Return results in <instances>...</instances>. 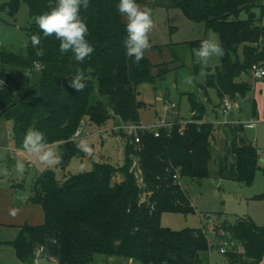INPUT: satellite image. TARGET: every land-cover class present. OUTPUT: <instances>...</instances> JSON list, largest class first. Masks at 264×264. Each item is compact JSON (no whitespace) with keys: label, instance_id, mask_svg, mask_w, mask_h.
I'll list each match as a JSON object with an SVG mask.
<instances>
[{"label":"trees","instance_id":"16d2710c","mask_svg":"<svg viewBox=\"0 0 264 264\" xmlns=\"http://www.w3.org/2000/svg\"><path fill=\"white\" fill-rule=\"evenodd\" d=\"M22 2L33 16L30 38L40 35L44 55L36 56L31 39L25 54L0 47V119L13 121V139L18 148H22L30 128L42 131L50 145L59 143L61 165L65 167L74 156L84 154L76 147V131L85 120L99 126L113 120L114 128L123 122L142 121L144 102L138 87L164 74L168 62L154 64L147 51L138 64L125 55L127 21L117 10L119 0H89V7L81 8L89 29L86 39L94 47L83 63L76 62L71 52L61 54L60 41L55 36L44 37L36 25L35 17L50 11V0H7L0 8L14 14ZM157 4L180 8L190 19L218 32L225 55L221 65L207 73L205 82L198 83L200 88L206 93L209 87L215 88L221 101L226 97L235 101L251 90L249 82L236 78L250 71L255 62L264 66V0H152V5ZM243 11L246 18L240 16ZM6 64L28 69L40 66L41 79L29 85L24 96L16 98L15 91L22 82L6 70ZM154 67H159L158 74L153 72ZM77 68L84 71L87 84L80 92L69 85ZM199 69L195 61V80ZM96 86L106 100L94 99ZM32 93L38 95L27 99ZM189 95L192 118L184 127L174 120L170 127L161 128L159 136L142 133L140 142L120 129L126 136L122 164L99 161L92 169L72 174L63 182L52 168L39 172L28 200L42 206L44 220L18 225L16 237L5 241L13 246L17 258L34 263L36 250L44 246L43 256L55 258L58 264H92L96 253L133 257L142 264H209L215 244L204 231L207 225L177 230L161 224L166 210H195L182 186L183 178L211 175V139L216 126L203 120L205 105L194 92ZM232 144L238 179L251 185L259 168V150L253 143L240 145L235 136ZM176 171L179 180L173 175ZM117 174L123 179L115 182ZM211 228L217 235L225 230L231 241L243 246V250L233 248L224 253L229 263L259 264L264 258V223L239 215L234 221L223 219Z\"/></svg>","mask_w":264,"mask_h":264},{"label":"rangeland","instance_id":"374dc122","mask_svg":"<svg viewBox=\"0 0 264 264\" xmlns=\"http://www.w3.org/2000/svg\"><path fill=\"white\" fill-rule=\"evenodd\" d=\"M6 1L0 0V4ZM138 4L142 8L151 9L154 21V28L149 33L151 47L147 51L148 56L154 64L168 62V70L164 74L157 75L153 82H142L138 87L139 98L144 102V106L141 108L144 122L179 120L181 123H186L190 121L192 110L189 94L194 92L196 98L205 105V121L216 122L215 126L219 132L217 141L213 143L214 158L210 163V177L201 182L192 180V184L187 188L195 210L186 212L166 210L162 213L161 224L177 230L186 227L200 228L207 225L206 235L215 244L210 253L209 264H241L228 262L225 254L219 249V237L211 227L221 223L220 220H217L216 214L223 213L226 219L234 221L236 216L248 214L250 210L257 212L259 206L264 203V201L259 203L261 200L250 199V196H253L250 195V191H253L254 194L258 185H264V177L260 176L261 182L255 180L252 186H248L236 178L237 176L230 175L231 163L235 159L232 149L234 140L232 128L235 127V124V128L239 127L237 124L241 125L237 131L238 143H240V139L255 142L256 134L259 131L264 134V77L256 78L251 71L237 77L238 81L249 82L252 88L245 96H240L235 101L232 100L234 108L224 112L223 101L220 100L215 88L209 87L206 93L198 86V83L205 82L210 70L213 71L216 66L221 65V57L213 56L206 63L199 62L200 69L197 79L192 80L191 83L188 82L193 77L195 61H198L195 55L196 50L205 39L220 41L218 32L213 28L206 27L204 22L190 19L180 8L160 4L152 5V0H143ZM256 11L259 13L257 8ZM240 16L246 18L247 14L243 11ZM32 21L33 16L25 2L21 3L18 12L14 14L7 8H0V47L25 54L30 40L29 26ZM194 41H200V44H192ZM239 54L242 58L241 47ZM5 68L14 78L22 82V87L15 91L16 98L24 96L26 88L38 83L41 79L40 66L28 69L15 64H6ZM153 72L158 74L159 67H154ZM37 95L38 93L29 94L27 99L31 100ZM97 98L106 100L105 96L99 94L96 86L94 99ZM172 103L175 106H172ZM236 106H240L241 110L236 111ZM253 119H258L260 122L256 126H251L250 122ZM217 121L222 125H219ZM113 125V120H110L105 126L85 120L77 138L79 140L86 139L89 142L93 148V155L90 157L85 154L76 155L65 167H62L61 164L47 167L40 164L34 156L16 146L12 133L13 121L1 118L0 143L5 145L11 143L12 147L9 149L0 148V182L3 184L5 182L15 183L18 194L24 195L30 193L37 174L47 168L54 169L58 180L63 182L72 174L92 169L99 161L122 164L125 160L126 136ZM51 146L58 154H61L59 143H53ZM134 157L137 163L138 157ZM17 160H21L25 164V171L22 174L15 169ZM137 164L139 165V162ZM5 169H7L6 174ZM219 170H223L224 176L219 175L221 172ZM137 172L141 174L139 168ZM121 180L120 174L114 176L115 182ZM187 181H189L187 178H183L184 185L187 184ZM41 213L42 210L39 215L43 217V213ZM263 223L264 220L261 224ZM17 232L15 225H0V264H23L17 258L13 246L5 243L6 240L13 239ZM228 247L230 250L235 248L233 244ZM240 247L242 248L241 243ZM39 264H57V262L55 259L46 258L41 259ZM92 264H142V261L133 257L107 256L96 253ZM262 264H264V260Z\"/></svg>","mask_w":264,"mask_h":264},{"label":"clouds","instance_id":"9594fccd","mask_svg":"<svg viewBox=\"0 0 264 264\" xmlns=\"http://www.w3.org/2000/svg\"><path fill=\"white\" fill-rule=\"evenodd\" d=\"M48 7L50 11L35 17V23L43 36H55L60 41L61 54L71 52L78 63H83L87 58H90L94 47L86 39L89 29L86 17L81 16V8L86 10L89 7V0H55L54 5L50 0ZM117 10L126 17L127 21V37L123 41L125 55L134 58L138 64L151 47L149 33L154 28L152 11L147 7L142 8L137 0H119ZM30 39L32 48L36 49V56H43L40 35H32ZM195 55L198 62L206 63L213 56L223 57L225 50L218 39H205L201 42ZM194 79L195 77H191L188 82L191 83ZM69 85L76 92L83 91L87 86L84 71L77 68ZM76 147L86 156L93 155V148L86 139L78 140ZM22 150L34 156L40 164L47 167H53L63 162L62 156L47 142L45 134L36 128L27 130L22 141ZM15 169L22 174L25 171L24 162L17 160ZM4 171L6 174L7 169ZM11 214L15 215V210Z\"/></svg>","mask_w":264,"mask_h":264},{"label":"crops","instance_id":"0c3cea01","mask_svg":"<svg viewBox=\"0 0 264 264\" xmlns=\"http://www.w3.org/2000/svg\"><path fill=\"white\" fill-rule=\"evenodd\" d=\"M240 110H241V107L240 106H236V111H240ZM203 120H205V119L203 118ZM142 121H144L143 118H142ZM252 121H255V124H252ZM217 122L219 123V125L221 124V122H219V121H217ZM258 122H260L258 119H253V120H251L250 125L251 126H256L258 124ZM214 123H216V122H214ZM237 125H239V127L237 128V131H238V129L241 127V125L240 124H237ZM235 127H236V124H235ZM235 127L232 128V134L237 139V133L238 132L237 131L233 132ZM218 133L219 132H218L217 127H216L215 134H214L213 138L211 139L212 152H214L213 151V143H215V141H217L216 139H217V134ZM254 141L255 142H252V141H249V140L246 141L245 139H240V143L239 144L240 145H244V144H248V143H253V144H255V146H257V148L259 150V168L256 171V175H255L254 181L255 180H260V182H261V177L260 176L264 177V175H263L264 174V149H262V148H264V134H261L260 131H259L256 134V138H255ZM10 147H12L11 143H8L6 145L0 143V148L9 149ZM19 149H22V148H19ZM234 155H235V157H234L235 159L231 163L230 175H233L235 177L237 176L236 178H238L237 157H236L235 153H234ZM213 158H214V153H213ZM219 171H221L219 173V175L224 176L222 174L223 170H219ZM209 177H207V178H209ZM120 178L123 179V176L120 175ZM185 178H187L189 180V181H187V184L184 185L183 179H182L181 183H182V186L184 187V189L187 192H188L187 188L189 187L188 185L192 184V180H197V181L199 180L198 182H201L203 179H205V178L198 179V178H190V177H185ZM252 185L253 184L248 185V186H252ZM260 193H263V196L261 198H256L255 195L256 194H260ZM188 194H189V197H190V200H191V195H190L189 192H188ZM250 195H253V196H250V199L261 200L259 203H262L264 201V185H261V186L258 185V189L256 190V192L253 194V191H250ZM29 196H30V193L24 194V195L18 194V191H17L15 183L5 182V184H3V183L0 182V225L2 224V225H15V226H18V225H21V224H23L25 222H28V223H31V224L42 223V221H43L42 219H44V212H43V209H41L42 206L40 204H34V203L29 202V200H28ZM191 204H192V202H191ZM192 206H193V204H192ZM193 207L195 209V206H193ZM13 210H15V215L11 214ZM40 210H42L43 217H40V215H39L40 214ZM216 215H217V220H220V222L223 219H226V216L223 213L222 214L221 213L220 214H216ZM244 215L251 216L253 218V220L257 224L261 225L262 221L264 220V203H262L259 206V209L257 210V212H253L252 210H250L248 212V214H244ZM238 216H236L234 218V220ZM18 230H19V228L17 227V231ZM10 240H12V239H10ZM233 242H232V244L234 245V247L236 249L243 250V246L241 248L239 242L234 241V240H233ZM46 258L47 257H44V256L40 257V258L36 259L33 264H39V261L41 259H46ZM47 259H55V258L51 257V258H47ZM263 260H264V258L259 262V264H262ZM56 262H57V260H56ZM21 263L27 264V263H24V262H21ZM57 264H58V262H57Z\"/></svg>","mask_w":264,"mask_h":264},{"label":"built area","instance_id":"2783aa9c","mask_svg":"<svg viewBox=\"0 0 264 264\" xmlns=\"http://www.w3.org/2000/svg\"><path fill=\"white\" fill-rule=\"evenodd\" d=\"M250 71L253 73V75L256 78H263L264 77V66L260 63H253L250 67ZM172 106H175L174 103H172ZM223 111L228 112L229 110H232L234 108L233 101L226 97L223 100L222 103ZM173 121H159L155 123H147L144 121L140 122H123L119 125H116L115 128L118 129H124L127 135L134 137L135 142H140L141 140V134L145 132H153L156 136H159L161 133L162 127H170L172 125ZM84 122L81 123V126L76 131V137H78L81 133V127ZM252 124H255V121H252ZM182 126H185V123H182ZM174 177L176 179H180V174L176 171L174 174ZM207 233V230H204ZM219 237V249L222 253H225L227 250H229V245L232 244L233 241L229 239V236L225 230H221L218 232ZM211 242V241H210ZM213 243V242H212ZM44 253V246L39 247L36 250V259L43 257Z\"/></svg>","mask_w":264,"mask_h":264}]
</instances>
